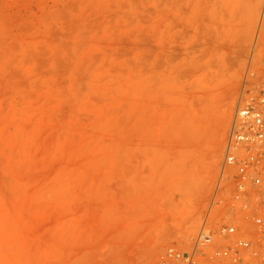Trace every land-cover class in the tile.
<instances>
[{"label": "rangeland", "instance_id": "1", "mask_svg": "<svg viewBox=\"0 0 264 264\" xmlns=\"http://www.w3.org/2000/svg\"><path fill=\"white\" fill-rule=\"evenodd\" d=\"M262 81L264 0H0V264H165L207 217L197 264H257L219 229Z\"/></svg>", "mask_w": 264, "mask_h": 264}, {"label": "built area", "instance_id": "2", "mask_svg": "<svg viewBox=\"0 0 264 264\" xmlns=\"http://www.w3.org/2000/svg\"><path fill=\"white\" fill-rule=\"evenodd\" d=\"M221 181L230 184L233 198L238 202L236 211L248 215L255 229L254 235L249 236L237 223L221 226V235L235 238L223 252L233 262H238L244 253L251 254L257 264H264V81L243 86L241 105L226 146ZM209 220L207 217L189 250L168 248L165 264H197L217 233Z\"/></svg>", "mask_w": 264, "mask_h": 264}]
</instances>
